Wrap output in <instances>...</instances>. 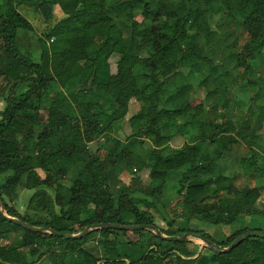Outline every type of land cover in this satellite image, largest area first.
<instances>
[{
    "label": "trees",
    "instance_id": "1",
    "mask_svg": "<svg viewBox=\"0 0 264 264\" xmlns=\"http://www.w3.org/2000/svg\"><path fill=\"white\" fill-rule=\"evenodd\" d=\"M21 5L40 13L47 24L38 60L20 51V32L34 30L31 21L19 12ZM56 7L63 12L59 20L54 18ZM140 13L143 22L136 20ZM218 15L235 27L221 39L224 49L236 51L227 59L232 68L242 70L238 84L228 64L219 67L213 59L202 57L192 35L210 34L203 23ZM124 29L130 31L129 36L124 35ZM242 34L247 39L240 46ZM263 48L264 0H180L177 4L162 0H0V81L9 87L0 120V177L10 173L0 183V199L7 215L34 227L75 235L105 223L156 226L149 213L155 210L169 228H158L163 235L181 237L191 232L211 241L215 248L195 257L188 248L190 241L171 242L150 230L101 229L70 240L29 231L0 215V264H42L23 259L17 243H9L14 234L20 235V249L58 245L57 261L50 264H98L99 257L83 247L96 234L101 236L106 264H127V260L128 264H264V237H251L230 252H217L247 232L264 231L240 225L245 220L264 222V210L258 207L263 187L245 185L241 189L224 173L207 179L200 176L211 174L221 159H227L224 154L231 145L240 142L254 150L239 160L243 176L259 175L262 169L254 147L262 146L256 133L242 132L231 121L210 128L199 121L206 106L213 109L228 104L234 84L247 85L255 94L254 103L264 98ZM114 55L119 56L116 74H112L110 63ZM181 66L189 69L185 77L179 71ZM202 67L205 75L199 84L209 88L212 82L215 86L210 87L205 100L180 103L179 95L192 83L190 74L202 71ZM64 96L79 109V122H72L63 113ZM103 96L111 98L109 108L104 106ZM134 98L141 99L143 109L130 120V139L125 143L114 140L105 160H90L88 144L102 137L109 139L114 125L127 117ZM239 106L243 108L242 103ZM247 111L249 126L256 110L251 104ZM179 117L185 122L178 123ZM261 117L259 113L258 119ZM174 129L188 140L182 148L169 147ZM205 143L221 145L217 157H212ZM122 164L135 177L149 165L151 184L144 197L133 188L135 177L123 192L113 196L106 167ZM77 166L80 174L66 183ZM175 173L187 187L179 194L174 217L168 218L160 201ZM23 181L29 190L53 189L59 215L35 221L9 207L5 196ZM176 219L182 226L198 221L232 233L217 240L198 228L174 230ZM128 248L143 252L137 257L128 253Z\"/></svg>",
    "mask_w": 264,
    "mask_h": 264
},
{
    "label": "rangeland",
    "instance_id": "2",
    "mask_svg": "<svg viewBox=\"0 0 264 264\" xmlns=\"http://www.w3.org/2000/svg\"><path fill=\"white\" fill-rule=\"evenodd\" d=\"M20 0H16L19 3ZM165 3H179L180 0H162ZM19 12L25 15L34 26L33 32H20L18 38V44L20 47V51L22 54L32 57L33 59L38 60L41 53H42V41L43 33L47 26L45 23L42 15L38 12H35L33 9L26 7V6H19ZM63 15L62 10L59 7L55 8L54 18L59 20ZM136 20L139 22L144 21L143 14H137ZM228 21L223 16H213L212 18L205 20L203 23L204 28L207 32L210 31V34L205 32H193L192 35L197 43L198 49L202 57H207L213 59V61L220 67L223 64H228L231 68L233 64L229 62L227 56L231 52H236L234 49H229L228 51L223 48L222 36H226L231 31H234V25L232 22H229V27H225ZM124 35L127 37L130 35V31L124 29ZM246 35L239 36V44L240 46L243 45L246 41ZM52 41L46 42L49 46ZM262 56L264 57V48L261 51ZM111 63V72L112 74H116L117 72V55H114L110 59ZM219 70L223 71V68ZM232 77H234L237 81V84L241 80L242 70L241 69H234L232 68ZM180 73L185 77L189 73V69L187 67L181 66L179 68ZM205 75L204 67H202V71L199 69L195 70L192 74H190V78L192 79L191 85H188L182 92L180 97H178L180 103L183 101H187L193 98H200L201 100L206 99V94L210 87H214V83H210V87L208 86H201L199 81ZM217 76V75H216ZM182 79V78H181ZM232 79V78H231ZM230 81V79H228ZM211 88V89H212ZM9 87L6 81H0V120L2 118V113L6 108V101L5 97L9 93ZM230 96L229 102L226 106L210 108L205 107V116L200 118V122L205 124L206 128L213 127L217 124H221L225 121H231L237 126V129L244 132H249L251 135L256 133L257 141L261 144V148L254 147V149L258 152L259 157V165L262 169V172L259 175H255L252 177H244L242 168L240 167L239 160L245 157H248L254 150H251L249 146L244 144L243 142L232 144L231 150L224 154L227 159H221L219 161V165L217 168L213 169L211 174H203L201 173L200 176L202 179H207L209 177H215L220 173H224L225 175L234 178L233 182L239 188H243L245 185L250 187H263L264 189V109L259 110L262 105H264V98L259 100V103H254V93L250 91V88L243 84V85H232L229 89ZM64 107L63 113L72 119V122H79L81 118V113L78 108H76L71 102L67 100L64 96ZM102 102L106 108H109L111 103V98L108 96L102 97ZM239 103L243 104V108L239 106ZM254 106V110H256V117L254 116L250 121V125L247 126L248 117V107L250 105ZM143 109V102L139 98H134L131 100L129 105V113L127 117L117 122L112 131L110 132V138H100L90 144H88L89 148V159H94L96 157H100L101 160H105L108 152L113 147L114 140H120L122 142H127V139L132 136L133 129L131 126V118L138 114ZM262 111V112H261ZM261 113V119H258V115ZM178 123L185 122L184 117H179L177 119ZM248 128L247 130H245ZM172 133L173 138L170 141L169 147L171 149H179L182 148L185 144L188 143V140L184 139L176 129L173 130ZM197 131H194V133ZM206 146L209 147L210 151H212V157H217L221 151V145L215 144H208L205 143ZM145 146L149 147L150 142L146 141ZM150 167L149 165L145 167V169L139 171L135 175H131L126 168L125 164H122L116 168L106 167V172L109 177V185L111 188V192L113 196L119 195L121 192L128 187L134 178V186L133 188L138 189V196L144 197L143 195L147 194L150 189L151 179H150ZM80 167H73L72 171L66 177V183L72 182L79 174H80ZM39 174L44 177V174L39 171ZM10 176V173L2 175L0 177V183L4 181L6 178ZM180 174L175 173L172 174L166 184L164 194L160 201V208L162 209L163 213L166 217L171 218L174 217L177 202L180 200L179 194L185 193V189L187 184H183L180 181ZM55 197V191L53 189H46V188H37L33 190H29L26 187V184L21 182V184L15 189V191L10 196H5L6 203L9 207L14 208L21 217L33 219L35 221H44V220H51L53 216L59 215V209L55 206L53 199ZM259 209L264 210V190L263 196L261 201L258 204ZM179 212V209L177 210ZM6 213V211H5ZM149 213L152 215L154 219V223L157 228H162L164 230H168L167 223L163 220V218L157 213L155 210H150ZM7 214V213H6ZM131 220V217L128 218ZM177 220V219H176ZM183 223H180V220H177L175 226L173 227L174 230L179 229H201L205 232L209 233L214 239L220 240L222 239V234L230 235L232 233L231 230L224 228L222 232L218 231V228L212 226L207 223L195 221L190 226H182ZM242 227L249 226L252 229L262 228L264 229V222H260L258 220H245L242 221L240 224ZM238 226H234L231 229L235 230ZM21 234V233H17ZM20 235H12L11 240L9 241L10 244H16L18 247V252L20 255H24L23 259L27 263H42V264H50L51 262L57 261V256L59 255V246H47V245H40L32 246L24 249H20L18 246ZM191 243L189 245V251L195 252L197 254L201 252H205L208 248L207 245L198 238L190 237L189 240ZM8 243V242H7ZM196 245V247H194ZM34 247H37V252L33 253ZM83 247H87L90 249L91 254L99 257L98 264H106V255L104 254L103 248H101V236L99 234L93 235L89 241L84 243ZM128 253L140 257L143 250L140 251L139 249H131L128 248ZM127 264L130 262L129 260L126 261Z\"/></svg>",
    "mask_w": 264,
    "mask_h": 264
},
{
    "label": "water",
    "instance_id": "3",
    "mask_svg": "<svg viewBox=\"0 0 264 264\" xmlns=\"http://www.w3.org/2000/svg\"><path fill=\"white\" fill-rule=\"evenodd\" d=\"M0 215L4 219H6L7 221L12 222L14 224H17V225H19L25 229H28L29 231L49 233L51 235H54V236H57L60 238L70 239V240H80L83 237L87 236L92 231L101 230V229H114V230H120V231L150 230V231H153L159 238L165 239V240H168L171 242H181L182 243V242L188 241L190 237H195V238H198L201 241H203L207 245L208 248L215 249L213 246V243L211 241L207 240L206 238L202 237V236L196 235V234L191 233V232H186L181 237L166 236V235H163L162 232L154 225H143V224L121 225V224H116V223L97 224L94 226H90V227L86 228L84 231H82L78 234H75V235L64 234V233L56 232V231L46 229V228L34 227V226L30 225L29 223L21 220V219L7 215L5 213V208H4V205L1 201V199H0ZM251 237H264V231L247 232V233L243 234L241 237H239L238 239H236L230 246H228L227 248H224V249H218L217 252H219V253L230 252L233 249H235L236 247H238L245 240H247L248 238H251Z\"/></svg>",
    "mask_w": 264,
    "mask_h": 264
},
{
    "label": "crops",
    "instance_id": "4",
    "mask_svg": "<svg viewBox=\"0 0 264 264\" xmlns=\"http://www.w3.org/2000/svg\"><path fill=\"white\" fill-rule=\"evenodd\" d=\"M119 60V56H117V61Z\"/></svg>",
    "mask_w": 264,
    "mask_h": 264
}]
</instances>
